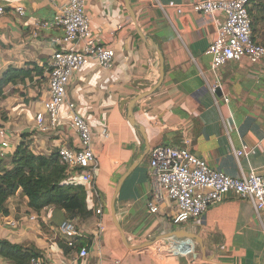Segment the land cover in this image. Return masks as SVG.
I'll list each match as a JSON object with an SVG mask.
<instances>
[{"label": "crops", "instance_id": "crops-1", "mask_svg": "<svg viewBox=\"0 0 264 264\" xmlns=\"http://www.w3.org/2000/svg\"><path fill=\"white\" fill-rule=\"evenodd\" d=\"M68 1L0 0L6 8L0 16V82L15 70H31L29 77H19L0 91V127L15 135L0 158L8 167L23 136L34 152L44 155L62 145L80 146L66 106L59 128L41 132L36 122L49 97L55 39L62 35L60 28L41 24L53 21ZM197 1L130 0L135 22L125 0H86L94 34L116 51L113 68L101 69L92 63L73 75L67 91L68 100L94 131L98 159L100 214L97 198L80 174L75 175L85 183L92 209L87 218H75L89 256L81 258L80 248L69 247L59 233L60 224L72 219L65 210L47 207L36 212L21 190L8 199L9 213L0 212V239L34 247L45 264L116 260L120 264H264V211L258 212L249 199L228 193L198 219L180 214L167 198L157 214L148 209L152 187L147 166L158 145L184 146L187 138L195 155L227 175L237 177L251 169L264 173V59L254 63L243 58L214 69L207 50L223 16L193 12L191 5ZM170 2L184 4L187 10L179 15ZM17 7L24 8V16L15 11ZM252 12L254 38L264 44V0L252 6ZM137 26L157 43L164 57L163 79L159 55L142 39ZM245 144L255 147L256 153L239 159L235 152ZM135 163L116 195L115 207L130 245L158 238L142 249L123 242L112 212L118 183ZM181 231L197 238L175 236ZM0 264L13 263L2 258Z\"/></svg>", "mask_w": 264, "mask_h": 264}, {"label": "built area", "instance_id": "built-area-1", "mask_svg": "<svg viewBox=\"0 0 264 264\" xmlns=\"http://www.w3.org/2000/svg\"><path fill=\"white\" fill-rule=\"evenodd\" d=\"M258 0H199L191 5L192 11L204 16L221 14L223 22L207 53L212 57V67L218 69L230 61L248 58L257 63L264 59V44L257 41L253 34V20L250 7ZM179 15L185 13L186 6L170 2ZM15 11L25 15L23 7ZM6 8L0 5V16ZM219 21V19L217 18ZM43 28L58 27L62 35L56 37V49L52 55L48 72L49 97L44 103V111L36 116L37 128L41 132L61 126V110L66 106L72 113L71 125L79 133V148L62 145L58 149L60 162L69 173H79L88 184V190L97 198L96 212H102L103 203L96 187L98 159L94 151V131L87 120L77 111L75 103L68 100V86L73 75L95 63L101 69L114 67L116 51L102 43L94 34L91 20L86 10V0H69L60 9L53 21L43 22ZM216 87L212 89L215 91ZM107 136V131H104ZM14 133L7 127H0V158L12 146ZM186 145H158L150 153L147 170L151 181L148 209L157 214L160 205L167 198L182 214L189 219L200 218L210 206L223 201L228 193H235L242 199L251 200L257 211H264V173L251 169L234 177L211 166L205 159L195 155ZM237 158L255 154L256 148L245 144L236 150ZM32 220L36 216L31 217ZM17 226V222H9ZM59 233L69 247H79V256L88 258L89 248L82 241V231L76 219H66ZM181 253L188 254L186 249ZM2 257L0 256V260ZM25 264H45L41 257H33ZM111 264H120L116 260Z\"/></svg>", "mask_w": 264, "mask_h": 264}, {"label": "trees", "instance_id": "trees-1", "mask_svg": "<svg viewBox=\"0 0 264 264\" xmlns=\"http://www.w3.org/2000/svg\"><path fill=\"white\" fill-rule=\"evenodd\" d=\"M262 0L253 3V7ZM252 6L250 15L253 20ZM31 75L24 69L15 70L4 76L0 82V91L9 82L17 81ZM2 159V158H1ZM0 159V212L8 214V199L19 190L28 197L29 207L36 212L44 208L55 207L63 209L70 218H87L91 214L89 193L85 183L76 174L69 173L67 167L60 162L58 151L51 155L36 153L31 149L30 141L23 136L12 155L10 167ZM0 256L13 264H25L33 257H39L40 252L34 247L12 243L0 239Z\"/></svg>", "mask_w": 264, "mask_h": 264}, {"label": "water", "instance_id": "water-1", "mask_svg": "<svg viewBox=\"0 0 264 264\" xmlns=\"http://www.w3.org/2000/svg\"><path fill=\"white\" fill-rule=\"evenodd\" d=\"M125 1H126V5H127V8H128V10H129V12L131 13V15H132L134 21L136 22V15H135L134 10H133V8H132V6H131V4H130V0H125ZM137 28H138V33H139V35L142 37V39H143L146 43H148V45H149L151 48H153V49H155V50L157 51V53H158V55H159V58H160V63H161V76H162V79H163V75H164V57H163V55H162V53H161V51H160V49H159L157 43H156V42H155L150 36L146 35V34L140 29L139 26H137ZM162 79H161L160 83L154 87V89H157V87L162 83ZM137 84H139V82H137ZM139 86H144V87H145L146 85H139ZM144 87H142V88H144ZM142 97H143V96H142ZM142 97H140V98H142ZM140 98H139V99H140ZM137 99H138V98H137ZM134 102H135V101H134ZM134 102H132L131 105H133ZM130 110H131V109H130ZM130 117H131V118H130V121L135 125V122H134V119H133L132 113H131ZM137 164H138V163H135V164L130 168V170L125 174V176L122 177V178L120 179V181H119V183H118V186H117V189H116V192H115V196H114L113 201H112V212H113V216H114V221H115L117 227H118V228L120 229V231H121L123 242H124L126 245H128L129 248H132V249H142V248H145V247H147V246L153 244V243L158 239V238H157L156 240L148 241V242L143 243V244H140V245H138V246H132V245H130V244L128 243V240H127V238H126V236H125V234H124V232H123V230H122V227H121V225H120V223L118 222L117 217H116V207H115L116 195L118 194V191H119L121 185L123 184L124 180L126 179V177H127V176H128V175H129L134 169H135V167L137 166ZM175 236H177V237H182V236H185V237H186V236H187V237H194V238H197L195 235L192 236V235L186 234V233L183 232V231H181V232H176V233H175ZM181 261L185 262V261H186V257H182V258H181Z\"/></svg>", "mask_w": 264, "mask_h": 264}]
</instances>
